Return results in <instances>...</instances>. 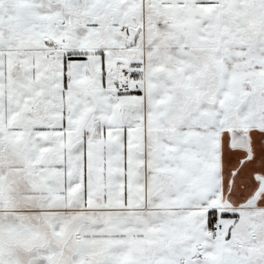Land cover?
I'll list each match as a JSON object with an SVG mask.
<instances>
[{
	"label": "snow or ice",
	"instance_id": "6c2138e0",
	"mask_svg": "<svg viewBox=\"0 0 264 264\" xmlns=\"http://www.w3.org/2000/svg\"><path fill=\"white\" fill-rule=\"evenodd\" d=\"M0 264H264V0H0Z\"/></svg>",
	"mask_w": 264,
	"mask_h": 264
}]
</instances>
